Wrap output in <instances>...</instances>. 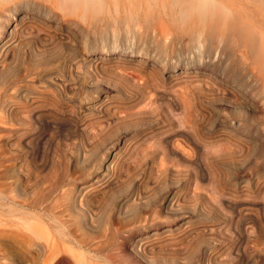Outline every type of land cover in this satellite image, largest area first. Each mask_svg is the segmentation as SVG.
Returning <instances> with one entry per match:
<instances>
[{
	"label": "bare ground",
	"instance_id": "1",
	"mask_svg": "<svg viewBox=\"0 0 264 264\" xmlns=\"http://www.w3.org/2000/svg\"><path fill=\"white\" fill-rule=\"evenodd\" d=\"M119 24L128 27V31L124 25L120 28L127 31V38L125 34V38L120 37L119 32L122 31L119 30ZM113 27H118V33ZM110 30L113 35L105 38L106 33L112 34ZM79 32L93 38V48L90 50L91 43L87 45L90 49L88 51L86 48L89 54L85 58L80 55L83 48L79 52ZM79 36L81 38L82 35ZM84 36L82 39H89ZM232 40L240 43L241 52L225 54L224 51V54L235 61V65L245 57L252 65L264 60V47L258 44L255 33L248 27L247 14L241 8L222 6L207 0H0V170L8 164H12V168L24 167L29 161L35 166L34 161L41 158L44 147L56 145L61 139L70 147L71 155L66 157L68 161L90 164L92 160H99L97 156L106 153L100 160L98 171L91 177L89 173L80 186L78 184L79 188H76L74 176L70 177L67 173L55 186L45 187V194H49L40 201V205L36 201V208L52 213L65 205L67 207L62 212L77 210L89 229L97 230L105 211V206L97 200L99 195L108 200L119 196L121 200L118 208L122 214H126L131 203L144 208L149 206L157 194V185L161 184V189L164 188L163 184L171 183L169 186L172 190L163 193L165 212L169 216L180 217L184 224L192 214L203 221L201 228L197 226L201 233L195 231L198 243L203 240V244L197 243L196 247L199 250L203 245L206 260L211 262L216 259L214 250L228 244V255L233 260L228 264H262L259 255L246 257L242 243L246 235L244 230L246 226L254 227L258 220L255 215L261 205L253 198L250 201L246 198L245 201L242 196L253 193L255 187L248 183L244 174L264 169V117L225 115L226 110L255 111L257 106L243 99L246 97H242L241 92L235 91L233 87L228 88L226 80L218 74L219 66L213 65L214 59L219 61L221 58V54L216 56L219 53L216 49L221 46L229 48ZM132 41L134 47L129 45ZM99 42L103 44L102 50ZM189 48L198 50L194 54L197 62L194 60L196 67H192V71L181 67L182 51L185 54L184 50ZM63 50L69 55L65 56ZM182 76L185 80L201 78L198 83L194 81L197 84L209 79L219 86L214 88V92L206 93L205 101L196 98L198 105L195 109L201 111L197 112L200 121L197 130L201 134H205L213 122L224 123L222 133L225 153L221 159L208 163L202 157L201 152L208 153L206 146L201 148L204 144L193 139V130H190L192 127L195 130L198 127L196 124L195 128L191 127L190 121L188 128L179 121L178 129L174 125V118L177 117L172 118L170 115H176L174 112L180 100L165 87L169 83L171 86L172 80L177 82ZM190 83L193 85V80ZM42 103H47L48 106L45 105L49 108L43 109ZM47 155L46 160L49 158ZM42 159L39 162L43 166L45 162ZM183 161H187L188 168L192 169L190 172L195 176L196 190L206 189L210 193L209 188L215 181L222 185V188L215 187L210 193L211 201L216 204L212 201V205H209L213 211L203 204L190 206L186 202L182 188L187 180L181 174ZM231 169H235L234 181L228 179L232 174ZM16 170L20 174L15 171L18 176L15 183L0 182V214L6 210L22 211L26 207L27 202L22 198L26 189L22 186L20 170ZM169 170H172L170 174ZM214 172L222 178L219 179ZM25 174L30 175L28 171ZM205 180H209L207 187L203 186ZM60 198L67 199V202L60 205ZM51 199L52 203L49 201ZM217 209L232 211L227 223L230 235L226 243L220 240L224 228L220 224L221 215L216 212ZM253 209L256 210L255 217L243 214ZM33 217L40 221V226H48L50 222L35 213ZM154 220L153 215L145 214L143 219L129 224L124 230L114 224L106 223L104 226L106 230L112 228L114 235L110 233L108 236L114 237V241L123 232L122 242L139 236L132 249L137 264H157L158 260L167 264V256L171 264H190L194 254L185 252L177 256L166 250L157 252L159 243L154 244L156 240L151 241L154 238L149 239V234L144 237L146 224ZM260 221L252 247L264 242V224ZM9 223L14 224L17 231L24 232L19 222L0 218V227L4 228ZM23 227L34 236L29 225L23 224ZM45 228V242L39 240L36 243L34 239L30 242L36 258H42L43 264H73L65 257L71 251L65 243L71 242L74 237L66 231L59 234L58 240ZM2 233L3 229L0 228V235ZM105 233L103 235L106 236ZM32 235L28 237L34 238ZM188 235L192 237L191 232ZM100 238L96 240L94 237L95 240L85 244L75 242L84 247L86 251L81 248L85 252L96 254L101 251ZM169 240L172 241L171 238ZM1 249L0 264H7L10 258Z\"/></svg>",
	"mask_w": 264,
	"mask_h": 264
},
{
	"label": "rangeland",
	"instance_id": "2",
	"mask_svg": "<svg viewBox=\"0 0 264 264\" xmlns=\"http://www.w3.org/2000/svg\"><path fill=\"white\" fill-rule=\"evenodd\" d=\"M207 1L210 3L219 4L222 6H233V7L241 8V10L247 14L248 27L255 33L257 40H258V44L260 46L264 47V0H207ZM123 25L126 27L125 30H127L128 27L125 24H123ZM122 26L120 24L118 25L119 30L122 31V32H119L120 33L119 35L122 38H125V37L127 38V31L128 30L127 31H125L124 29L121 30L120 28L124 27V26L123 27ZM118 27L117 28L113 27L114 29H117V33H118ZM110 32L112 33V30H110ZM79 34L82 35L81 38H80ZM109 34L110 33H106L105 38H109L110 36L113 35V33L111 35H109ZM124 34H125V37H123ZM84 35L85 34H82L81 32H79L77 35L78 36L77 38L80 39L79 44H81V47L79 45V50H80L79 52H81V49L83 48L82 54L80 53V55L81 56L83 55L85 58V56H87L89 54L88 51H89L90 47L88 49V46H90L89 45L90 43H91V49L90 50H92V48H93V45H92V39L93 38L90 37L91 38L90 39L87 35H85L86 37ZM83 36L85 38H89V39L88 40L82 39ZM129 36H132V35L129 34ZM129 36H128V38H129ZM89 40H91V42ZM232 41L234 42L235 40H232ZM232 41L230 42L232 45L236 43V42L232 43ZM99 43H98V45H99ZM132 43H133V41L130 44L129 43L128 44L132 45V47H134V43L133 44ZM93 44H94V42H93ZM101 44L102 43H100V47H99L100 50H102V45H103V44L102 45ZM236 44L234 45L235 46L234 49H232L233 48L232 45L228 46L229 48H227V46H226V48H223V46H221L220 49L216 47L217 48L216 52L219 51V53L216 56L218 57V55L221 54L220 55L221 61H222V58L223 57L224 58H223L222 62L220 61V59H219V61H218V59H216V61L214 59L213 65L215 63L216 65L219 66L218 67V74L222 75V77L226 80V85L228 86V88L233 87L235 91H237V92L239 91V93L241 92L240 93L241 96L243 95L242 97H246L243 99L250 101V103H253L255 105V107L257 106L256 107L257 110L249 111L247 109L246 110L243 109L242 111L235 110L232 112L226 110L225 115H227V116L230 115V116H234V117L246 115V116H254L257 118H263L264 117V60L260 61L257 65H252L250 63L249 59L247 57H245L242 61L238 62V65H235L236 64V63H234L235 61L233 62V60L229 57H226L225 54L234 53V52L235 53L238 52L237 54H239L241 52L242 48L241 47L239 48V46H240L239 42H237ZM96 45H97V43H96ZM86 48L88 49V51ZM194 48H189L188 50L185 49L184 50L185 54L182 51V55H183L182 56L183 60H182V64H181L182 68L192 71L194 68L193 69H191V68L196 67L197 59L195 60L194 54H195L196 50L198 49V47H197V49H194ZM239 49H240V51H239ZM83 50L86 53H84ZM224 51H225V54H224ZM63 53H65V56H67L66 54H68V52H65V50H63ZM222 55H223V57H222ZM186 56H188V58ZM184 60H186V61L184 62ZM194 60L196 61L195 63H194ZM185 67H187V68H185ZM237 77L239 79H237ZM181 78L180 79L178 78L177 82L175 80L174 81L172 80L171 86L169 83V84H166V87L167 86L168 87L167 88L165 87V89L170 94L177 95L178 100H180V103L174 112L176 115L171 114L170 116L172 118L177 117V119L174 118L175 123H176V124L174 123V125H175V127H177V129L180 128L178 126V123H180L179 121H181L182 123H184V125L189 126L191 124V127L194 126V128H195V124H196V127L197 126L198 127L195 130H197L200 127V124H199L200 121H199V114L198 113H200L201 111L199 110V112H198V110H196L197 109L196 105H198V101L195 99L196 98L198 99L200 97V98H202L203 101H205L206 93L208 94L209 92H214L215 91L214 88H217L219 86H217L214 82H212L209 79L208 80L203 79L201 82L202 84H197L198 81L199 82L201 81V78H198V77H197L198 80L196 78L191 79V80H193V83H192L193 85L197 84V86L196 85L193 86L190 83L191 82L190 79L186 78V80H185L184 76H182ZM188 80H190V81H188ZM194 81H197V83ZM206 81H208V82H206ZM189 83H190V87L191 88L194 87V88H192V89L190 87L188 88ZM207 85H208V88H207ZM185 88H187V89H185ZM175 90L177 92H175ZM196 94H197V96H196ZM45 104L47 105V103H42L43 109L49 108V107H46ZM195 107H196V109H195ZM68 108L69 107H67V109ZM161 109L164 110V106L161 105ZM68 110H71V108H69ZM165 110H166V108H165ZM165 113H166V111H165ZM197 114H198V116H197ZM195 118H197V119H195ZM60 121L62 122V120H60ZM190 121H191V123H190ZM188 122L190 124H188ZM224 127H225L224 123L219 121V122H213V125L210 126V128L208 130H206L205 134L199 133L198 130L196 133V131L193 129V127H192V129H190V130H193V132L191 134V135H193V139H196L198 142H201L204 144V146L202 145L201 148L204 149V147L206 146V149H207L206 151L208 153H205V152H204V154H203V152H201V153H202V157L204 159H207L208 163H210V161L211 162L215 161L216 159H221V157L224 156L225 141H224V136L222 133V132H224L223 131ZM188 128H190V126ZM211 128H213V129H211ZM221 128H222V131H221ZM56 145L54 144L51 147H49L47 145L48 147H44L45 151H42L43 154H41V158L40 159L38 158L34 161L35 166H33L31 164V162L29 161V162H26L24 164L25 168L20 167V166H17V167L15 166L12 168L11 167L12 164H11V166H9L10 164H8L3 168V170H0V173L2 172L0 174V182L3 180L5 183H9V184H13V182L14 183L16 182V178L18 177L16 172L19 173V171L16 169L20 170L21 180L23 181L22 186L24 189H26V192H25V194H23L22 198L24 197L25 199L24 198L23 199H24L25 203L27 202L26 207H24V210H22V211L10 212L7 210L6 211L3 210L4 213L1 211L2 213L0 214V218L8 219L9 222H12V221L19 222L20 224H22V229H24V232L17 231L16 226L12 223H9V225L4 226V228H2L3 226L0 227L1 229H3V233L0 235V249L2 248L1 250L4 251L5 253H7V255L10 258L8 260L7 264H43L42 258L41 259L36 258V254L34 253L35 249H34V247H31L30 242H32L33 239H34V242L36 241V243H38L39 240H40L39 242H45L44 226L49 231H51V233L56 238H58V240L60 238L59 234L61 232L67 233L66 231H68L70 233V235L72 237H74V239L71 241L72 243L71 242L65 243V245L71 249V251H69L65 255V257H67L69 260H71L73 264H118V263L119 264L120 263L121 264H137L136 258L133 255L132 249L136 246V241H137V239H139L138 238L139 236L136 237V239L132 238V239H128V240L122 242L121 237L124 236V234H125L123 232L124 234L122 233V236L120 234L118 240L115 238L116 241H114L113 240L114 237L112 238L110 236V238H109V236H108V235H110V233H111V235L112 234L114 235V231L112 230V228H109V227L106 230V226H104V225H107L106 223L114 224L115 226H119V227L121 226L122 230H124V229H126V227L128 228V226H130L129 224L135 223L136 221L143 219L145 214H151V217H152V215L155 217L154 221H149V223L146 224V228L144 230H147V231L145 233L143 230V235H144V237H146V235L148 237V234H149L151 236V237H149V239L154 238L151 241L156 240V241H153L154 244L155 243H157V244L159 243V245L161 244L160 246L157 245L158 246L157 252H158V250H159V252H161L162 250L163 251L166 250V252H169L172 254L176 253L177 256H180V254L185 253V252L186 253L188 252V254L191 253V255L194 254L193 255L194 257L192 256L193 258H191L194 261L191 260L190 264H228V263L233 262V260L228 255V248H229L228 244H223V245H221V247H219V249L214 250V253H217V256H216L217 258L212 260L211 262L206 260L207 258L203 254V251H202L203 245L199 250H197L196 246L199 244H203L202 243L203 240L198 243V241H199V239L197 237L198 234H196L198 231L201 233L200 228L203 224V221L202 220L200 221L199 218L196 217V215L192 214V215H190L189 218H186V221H187L186 224L188 225L187 226L186 224H184L182 222L183 219H181L180 217L169 216L166 214V212H165L166 208L163 205L164 201H162V200H164L163 199L164 194L169 192V190H172L171 189L172 187L169 186V185H171V183L163 184L164 188L162 187L161 189H160V186H162V185L161 184L157 185L158 187L155 188V193H157V194L154 195V197L152 199L153 201H151L149 206L144 208L142 206H139V205L137 206V205L131 203L129 208H128L129 212L126 213L127 215L122 214L120 212V209L118 208V206H119L118 203L121 200V198L119 196H115V198L114 197L109 198L110 200H108V199H104L102 195H99V197H97V200H99V203H101L102 205L105 206V211H104L101 223H100V227L97 228V230L89 229V227L86 225V222L83 220L81 215H79V213H77V210H72L71 212H68V213L63 211L64 212V215H63V212L61 210H65V208L67 207V206L65 207V205H64V203L67 202V199H65V198H62L63 201L61 198L59 200L60 205H64L63 207H61V209L59 211L54 210V211H52V213H50V212H44V211L40 210L39 208H36L37 207V205H35V203L37 204L36 201H39L38 204L40 205V201L43 198H45V196H48L49 192H46V194H45L46 188L55 186V184L60 179H62L64 174H66V173L70 177L74 176L73 178H75V180H76L75 183H77L76 188H79L80 183H82L85 180V178L87 177V175H89V173H90V177H91V175H93L95 172L98 171V169L100 167V162H101L100 160L106 154V153L100 154L99 156H97L98 157L97 159H99V160H97V161L92 160L91 162H89L90 164H84L83 165L81 163H78L76 160L68 161V159H66V157H68L69 154L71 155V153H69L71 151L69 149L70 147L67 144H65L62 139H61V141H59V143L57 142ZM52 147L54 149V152H56L55 155H54V152L52 151ZM47 148H49L48 151H46ZM55 149H57L58 151L57 150L55 151ZM51 151L53 152L52 154H51ZM66 153H67V155H66ZM46 154H49L52 157L47 155V158L49 157L48 158L49 160L48 159L46 160L45 159ZM42 157H44L43 158L44 160L42 159ZM41 159L43 160V162H45V165L47 167L45 165L42 166V164H40L39 160H41ZM64 159H66L67 161ZM47 161H49L48 164H46ZM182 163H183L182 164L183 168L181 169L182 170L181 174H183L184 177H187L186 178L187 180H185L184 184L182 185L183 192L185 194V198H187V199H185L186 202L190 206H196V205L201 206L203 204L204 206H206L208 208V210L213 211L209 208V205L210 204L212 205V201H213V200L211 201L212 197H211L210 193L212 194L213 188H215V187L216 188H222V185H218L215 181L214 185L211 184V186L209 188L210 193H208V191L206 189H205V191H204V189L203 190H201V189L196 190L195 176L190 172V170H192V169L188 168L187 165H189V164L187 161H185V162L183 161ZM251 166H254V165H250L249 167H251ZM36 167L38 170L36 169ZM23 170H25V171H23ZM27 171H28V173H30V175L29 176L26 174L23 175ZM170 171H172V170H169V174H170ZM231 171H232L231 172L232 174H230L228 179L234 181V180H236V178L234 177V174H233L235 172V169H231ZM259 171H260V173H259ZM259 171L254 172V173L248 172V173L244 174V177H246L247 181L249 180L248 183H251L252 186H255V187H253V189H252L253 193H251L250 195L248 193H246L247 196H242V197L243 198L245 197L244 198L245 201H246V198L248 201H250L251 198L255 199L256 202H258L261 205V207L259 209L260 211L258 210L256 215L254 212L255 209H253V211L249 210V211H244L245 213L243 212V214H246V215L248 214L249 216L250 215L253 217L256 216L255 217L256 220L258 217V220H257L258 224L255 221V223L253 225L254 227L246 226V229L244 228L245 229L244 232L246 233V235L244 236L242 243H243V249L246 252V257H251L253 255H259L260 258L262 259V264H264L263 263L264 262V242L261 243L258 247H252L251 246L252 240L257 238V235H256L257 233L255 231H257L260 227V225H259V224H261L260 220H262V224H264L263 223L264 218H262L264 215V214H262V213H264V208H263L264 207V177H263L264 176V169L262 168ZM256 173L258 174V176H260L259 179H257L258 176H256L257 175ZM215 175L219 176L218 177L219 179L222 178V176H220V174H218V173H215ZM13 176H16V177H14V179H13ZM223 176H225V175H223ZM255 176H256V178H255ZM8 178H9V180L11 179L10 181L8 180L9 182L7 181ZM28 178H29V180H28ZM32 181H34L35 183ZM258 181H259V184L257 183ZM36 182H37V184L39 182L40 186H39V184L37 185ZM203 183H204L203 186L207 187L209 185V180H205V181H203ZM35 184L37 187L35 186ZM78 184H79V186H78ZM32 185H34V186H32ZM150 185L151 184L149 183V186ZM165 185H166V188H165ZM27 188H29V189H27ZM164 190H166V191H164ZM35 192L39 195L36 196ZM43 192H44V194H43ZM161 192H162V194L160 195ZM40 195H42L41 199H40ZM251 195H253V196H251ZM26 196L28 199H26ZM38 199H40V200H38ZM30 200L32 203L30 202ZM49 201L52 203V199ZM60 201H62V202H60ZM67 204L68 203H66V205ZM213 204L216 205L214 201H213ZM163 208H164V210H163ZM216 212L219 213V215H221L220 224L224 228V234H223V237H220V240L222 241L221 243H226V242H228L227 237H229V235H230L228 227H227V223H229V220L231 218L230 212H232V211L230 209H226L224 211L217 209ZM252 212H253V214H250ZM34 213L38 214L39 217L43 220L45 218L44 221H46V222L47 221L51 222L52 220L53 221L51 223L49 222L48 226L46 224L45 225L42 224V226H40V221L37 218L33 217ZM49 216H51L52 218ZM62 216H64L65 222H63ZM138 217H139V219H138ZM56 219H57V221H56ZM181 223H183V224H181ZM23 224L25 226L26 225L30 226V229L32 231H34V233H35L34 236L29 231L26 232L27 230H25V228L23 227ZM61 224H63V227H61ZM149 224H150V226H149ZM153 225L155 226L154 228H152ZM185 225L187 227H185ZM258 225H259V227H258ZM197 226H200V228L198 229ZM250 227L252 229H250ZM257 227H258V229H257ZM41 228H42V231H41ZM110 230H112L113 232ZM195 231H197V232H195ZM248 231H249V233H248ZM190 232L192 233L191 236L193 237V239H192V237H190V235H188V233L190 234ZM27 233L32 235V237H34V238H29L28 236H30V235H28ZM104 233L106 234V236L103 235ZM151 233L156 235V237L155 236L152 237L153 235ZM195 235H196V238H195ZM99 236L101 237L100 239H101V243H102V244L100 243L101 245L100 244L99 245L102 247H101V251L99 253H96L97 256L94 253L92 254L89 252H85L86 250L84 249V247L79 246L78 243L75 242V241H79L82 244H85L87 241L92 242L95 239L99 240L98 239ZM94 237H95V239H94ZM104 237H105V239H104ZM160 237H161L163 243L160 241L161 239L159 240ZM170 238L172 239V241L169 240ZM102 240H105L107 242L106 246H104V247H103V244L105 243V241H102ZM119 240H121V241L119 242ZM159 247H161V249ZM31 248H33V249H31ZM7 249H8V251H7ZM185 250H188V251H185ZM31 251H32V253H31ZM106 251L107 252L110 251V252H108L106 254ZM101 252H103V253H101ZM90 254H91V256H90ZM109 255H111V256H109ZM113 255H114V257H113ZM168 257L169 256H167V264H171L172 262H170V259ZM158 262H157V264H162L161 260H158ZM59 264H62V263H59Z\"/></svg>",
	"mask_w": 264,
	"mask_h": 264
}]
</instances>
